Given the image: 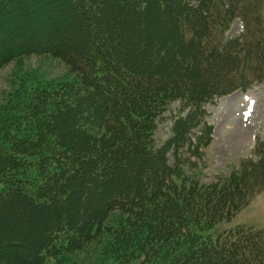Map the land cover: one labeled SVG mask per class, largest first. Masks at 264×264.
Returning a JSON list of instances; mask_svg holds the SVG:
<instances>
[{"label": "trees", "instance_id": "16d2710c", "mask_svg": "<svg viewBox=\"0 0 264 264\" xmlns=\"http://www.w3.org/2000/svg\"><path fill=\"white\" fill-rule=\"evenodd\" d=\"M251 15L245 0H0V70L52 57L74 76L0 101V264H77L95 244L106 264H264V228L206 233L264 192V139L198 177L207 106L264 84Z\"/></svg>", "mask_w": 264, "mask_h": 264}, {"label": "rangeland", "instance_id": "374dc122", "mask_svg": "<svg viewBox=\"0 0 264 264\" xmlns=\"http://www.w3.org/2000/svg\"><path fill=\"white\" fill-rule=\"evenodd\" d=\"M246 2L252 7L253 25L259 21L264 22V0H245ZM245 26V21L236 20L227 36H241ZM73 78L68 68L55 58H24L0 70V101L16 90L23 79H27V83H58ZM207 110L208 122L214 126L215 131L213 143L205 149V156L199 161L201 169L198 170V177L203 183L228 176L238 168L241 158L252 157V149L257 139H264V84L246 92L239 90L208 106ZM170 134L171 123L164 122L158 129L157 139L162 142ZM238 226L264 228V192L255 197L251 204L231 221L218 223L206 233L215 237L218 232ZM72 261L77 264H106L101 257V246L96 244L73 256ZM46 264H54V261L48 260Z\"/></svg>", "mask_w": 264, "mask_h": 264}]
</instances>
